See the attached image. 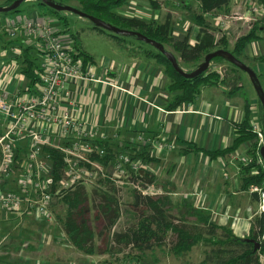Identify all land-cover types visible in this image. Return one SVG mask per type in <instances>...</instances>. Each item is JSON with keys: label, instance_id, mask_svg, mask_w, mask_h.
Instances as JSON below:
<instances>
[{"label": "crops", "instance_id": "1", "mask_svg": "<svg viewBox=\"0 0 264 264\" xmlns=\"http://www.w3.org/2000/svg\"><path fill=\"white\" fill-rule=\"evenodd\" d=\"M235 2L250 8L249 14H256V22L263 19L264 15L253 10L261 6L259 3L231 0L227 9ZM136 9L141 12L138 7ZM131 14L126 13L125 16L150 17V13ZM25 17L27 22L38 24L40 29L70 37L55 20L50 21L38 13ZM209 17H213L211 23L220 37H225L232 47L241 37L236 33L237 23L228 24L218 14L205 16L206 19ZM155 18L149 21H156ZM251 19L245 16L234 21L248 23ZM5 20L13 22L20 18L8 17ZM172 23L175 38L181 39L188 35L189 42H195L198 28L194 24L187 32L188 29L183 31L174 28ZM8 34L11 39L0 37V95L15 105L33 95L38 85L28 91V81L21 74L20 48L33 49L31 57L37 64L43 55L37 48L36 33L26 36L18 30L13 36ZM259 36L261 39L245 46L240 61L255 74L264 75V60L261 61L264 58V31H260ZM71 42L76 56L83 53L91 59L85 69L91 68L94 77L108 82L105 85L80 82L68 86L72 98L78 104L74 116L83 124L86 133L92 135V140H103L118 149L162 144L165 146L163 150H155L150 146V156L154 162L148 163V172L156 181L150 186L154 192L152 196L163 195L170 201L178 199L181 203H188L192 208L208 214L212 223L229 228L236 238L248 236L253 218L264 213L260 207L259 194L255 200L251 196L255 192L251 189L242 191L240 186L239 159L248 158L250 144L213 159L204 153L220 152L232 146L236 138L234 125L240 124L244 117L240 102L228 97L226 88H203L194 104L181 105L172 112L166 111L170 101L165 91L166 78L161 67L153 60L144 59L135 53L122 54L123 50L114 48L110 51L111 55L100 54L95 59L94 52L85 51L77 44V37ZM212 71L216 72L217 68ZM239 77L242 86L243 78L241 75ZM248 97L252 104V116L260 122L257 96L248 94ZM6 125L0 116V135L6 130ZM42 139L46 142L43 147L58 151L72 142V138H60L47 133L42 134ZM15 155L19 163L23 162L26 156L23 142L17 145ZM106 171L112 173L111 167ZM25 223L23 228H15L16 225L7 216L5 218L0 214V264L159 263L155 257L156 251L145 254L139 262L134 257L118 259L116 256L109 258L105 254L85 255L67 241L61 228H32L31 220Z\"/></svg>", "mask_w": 264, "mask_h": 264}, {"label": "trees", "instance_id": "2", "mask_svg": "<svg viewBox=\"0 0 264 264\" xmlns=\"http://www.w3.org/2000/svg\"><path fill=\"white\" fill-rule=\"evenodd\" d=\"M14 1L16 0H6L2 7H8ZM128 1L77 0L80 5L79 11L82 13L104 22H113L112 24L115 27L119 26L120 29L135 31L159 43L166 51L170 47L171 51L168 52L173 54L177 62L179 60L184 65H194L193 71L203 61H201L202 57L204 58L207 54L218 50L228 52L240 61L245 46L261 39L259 36L260 29H264L263 17L260 22L255 23L245 35L239 37L233 46L230 47L225 37L215 38V29L205 16L208 14L216 15L219 11H225L231 0H190L197 3L198 7V13H194L191 16V21L198 28V31L195 42L190 43L188 35L181 39L173 36L169 17L163 23H157L156 21L146 22L145 20L126 17L116 12ZM246 1L257 2L264 8V0ZM37 4L45 7L39 3ZM149 4L153 10H157L152 0H149ZM185 8L189 9V6L185 5ZM47 9L53 15H57V20L66 33L68 29L66 17L60 16L61 13ZM18 12L19 10L14 13ZM14 13L0 14V23H3L8 18L6 15ZM92 29L96 28L92 27ZM98 31L103 32L101 30ZM75 37V35H70L72 41L75 40ZM111 37L118 40L123 39L113 35ZM139 43L142 44L141 42ZM20 49H22L20 56L22 59L21 74L27 79L28 91H31L39 83V64L31 57L33 49L22 47ZM143 58L153 60L160 66L166 78L165 91L170 96L166 111H175L181 105H192L198 99L202 88L223 83L222 80L220 81L218 74L212 70H208L195 79H185L176 73L166 58L155 49H144ZM74 59H79L83 68L91 61L83 53L78 54ZM263 60L264 58H261V61ZM213 61L225 60L223 58H215L211 62ZM178 65L182 69L179 63ZM231 72L240 71L232 66ZM256 77L259 82L264 79V75L256 74ZM237 85H240L238 79L231 84V88H238ZM262 89L264 91L263 87ZM257 106L259 120L263 124L264 113L258 99ZM242 111L244 114L242 122L234 125L236 138L232 146L220 152L204 153L213 159L217 156L232 153L244 144H250V148L247 151L249 162L247 164H239L241 190L248 191L252 187L262 188L264 186V162L261 159V163L258 162L261 147L257 146L255 135L251 130L253 116L248 102L243 106ZM150 148V146L138 145L118 149L117 146L104 141H95L94 149L103 150L104 155L99 157L97 153H93L90 160L98 163L106 170L115 162L118 154L121 153L129 157L131 161H140L143 164H148L154 162V159L150 156ZM42 153L48 157L55 186L63 177L65 169L64 155L50 147H42ZM16 157L15 155V159ZM136 179L143 185L151 186L156 183L154 176L143 171L138 172ZM97 183L101 186L104 185L105 189H95L89 196L84 187L77 185L71 190L62 192L61 197L57 200L61 212L56 216L54 215L55 220L67 241L82 254H98L96 253L98 248L95 242L100 241L103 244V253L108 254L112 258L122 253V251L129 250L134 255L129 254L128 257L133 256L137 262L141 261L145 254L155 251L166 252L176 259H183L194 247L201 245L204 248L203 258L197 264H264V213L253 218L248 236L239 239L233 235L229 228L213 224L208 214L192 208L187 203L184 204L180 213L182 220L177 222V224H173L174 218L170 212L171 204L169 198L163 195H142L140 192L134 191L132 202L129 204L133 212L132 222L119 230H115L114 227L120 217V209L115 199L114 186L108 179H98ZM256 195L257 193H252L251 196L255 198ZM90 213H93L94 219L103 223L102 228H91L89 223ZM188 219H193V222H189ZM218 232L220 233L219 236H217ZM246 239L258 243L259 248L255 250L253 244L246 242Z\"/></svg>", "mask_w": 264, "mask_h": 264}, {"label": "built area", "instance_id": "3", "mask_svg": "<svg viewBox=\"0 0 264 264\" xmlns=\"http://www.w3.org/2000/svg\"><path fill=\"white\" fill-rule=\"evenodd\" d=\"M130 6L131 13H140L136 9L138 6ZM255 11L257 10L254 9ZM261 14L264 15V10ZM5 23L11 27L9 33L12 36L18 30L26 36L36 33L37 48L43 57L38 68L39 83L33 95L15 105L8 103L5 96L0 95V116L7 123L6 130L0 135V214L5 217L12 214L19 225L27 220H35L40 225L60 228L52 209L54 201L61 197L62 192L77 185L85 188L97 179H108L118 188L117 185L121 184L119 180H127L129 174L137 177L138 172L148 171L149 166L140 161H131L121 153L110 166L112 173L91 161L93 153L103 157L104 152L94 149L92 135H88L83 124L75 118L74 112L77 111L78 104L72 98V91L68 86L80 82L96 85L108 82L94 77L91 68H83L81 61L74 59L76 55L70 37L40 29L38 24L27 22L24 18L13 22L5 20ZM251 130L257 146L262 147L264 131L254 116ZM43 133L72 138L68 147L59 149L64 155L65 169L62 179L55 186L48 157L42 153V147L46 145L42 139ZM22 142L26 156L19 163L15 159V153L17 145ZM148 146L158 150L165 147L155 143ZM260 161L258 158L259 163ZM239 162L247 164L249 159L240 158ZM6 183L9 186L5 187ZM134 187L137 188V185ZM251 191L256 193L260 190L252 187ZM152 195L153 193L148 194ZM259 196L260 207L264 211V187ZM53 224L55 225L52 226Z\"/></svg>", "mask_w": 264, "mask_h": 264}, {"label": "rangeland", "instance_id": "4", "mask_svg": "<svg viewBox=\"0 0 264 264\" xmlns=\"http://www.w3.org/2000/svg\"><path fill=\"white\" fill-rule=\"evenodd\" d=\"M53 3L56 4H60L62 6L65 7H71L73 9L79 10L80 9V5L77 2V0H50ZM154 7L157 10H153V8H151L150 4H149V0H129L126 4L122 5L121 8L117 9L116 12H119L121 15L123 14L124 16L126 15V13H130V5H134V6H138L139 10L141 11L140 13H143L144 15L147 13H150V17L149 18H142V17H134L140 20H145L146 22H149V19H153V17H156V21L157 23H163L168 17L170 19V21L172 23V25L174 24V28H178L180 30H187V32L189 30L192 29V21H191V16L194 13H198V7H197V3H195L194 1H182V0H152ZM6 0H0V7H2L5 4ZM34 1H28L23 3L20 8H19V12L18 13H14L12 15H6V17H19L20 19H25V16H28L32 13H38L44 17H47L50 21L51 20H55L59 23V21L57 20V15H53L46 7H42L40 5H38L36 2ZM187 3V4H186ZM185 5L189 6V9L185 8ZM250 8H247L245 5L239 3V2H235L233 3L228 9H226L225 11H219L218 15H220V18H222V20L226 23H230V24H236V30H237V34H239L240 36L245 35L248 30H250L252 28V25L257 23L255 18L256 14H249V10ZM251 10V9H250ZM254 10V9H253ZM264 10L263 7L259 6L257 7V13H262V11ZM60 16H65L68 22V29L66 31L67 34L70 35H75L77 37V44L85 51L88 52H94L95 55V59L97 58V55L103 54L105 56H109L110 51L112 48L114 49H118V50H123L122 54H131L132 51L133 53H135V55L142 57L143 58V50L144 49H150L153 50L151 47H148L146 45H142L140 44L138 41H136V39H134L133 37H128V38H123V39H116L111 37L110 34L106 33V32H100L96 29H92V24L91 22H89L86 19H82L80 17H78L77 15L74 14H70V13H61ZM132 16V14L130 15ZM245 16H248L252 21H249L248 23H244L243 21H234L237 18H244ZM3 17V16H2ZM211 18L213 17H209L207 18V20L210 22L211 26L213 27V22L211 23ZM106 22V21H105ZM108 24H111L113 26H115L114 24H112L113 22H106ZM251 23V24H250ZM250 24V28H248V25ZM259 24V23H258ZM116 25H118L116 23ZM259 26V25H258ZM261 26V25H260ZM117 28H120L119 26H116ZM190 28V29H189ZM214 28V27H213ZM11 27L8 26L5 21L3 23H0V37H5V40H7L8 38L11 39L8 35L9 31H10ZM260 31H264V29H260ZM65 33V32H64ZM55 34V33H53ZM62 35V34H61ZM220 37V33L217 32V29H215V38H219ZM262 45L264 46V43H262ZM120 46L122 47L120 49ZM168 51L170 50V47L167 48ZM132 53V54H133ZM203 60V57L201 59V61ZM200 61V62H201ZM180 66L182 67L184 72H191L193 71L194 65H184L182 63L179 62ZM39 64V63H38ZM196 65V64H195ZM217 68L216 73L218 74V76L220 77V81L222 80L223 83H217L218 85H214V86H208L206 88H226L227 89V96L236 99L238 102H240L241 107L243 108V106L246 104V102H248L249 106L251 107V101L248 97V94H253L254 96H256L254 89L248 79V76L243 73V72H231V68L232 66L225 62V61H213L210 63L209 66V71ZM242 76L243 81H242V86L240 87V85L238 86V88L232 89L231 88V84L234 83V81H236V79H238L241 83L240 77ZM219 81V82H220ZM261 86L264 88V79L261 80ZM203 89V88H202ZM201 89V90H202ZM257 107V112H258V106ZM259 116V115H258ZM262 126V124H261ZM165 149V148H164ZM155 150H158L157 148ZM163 150V149H162ZM239 164H241L239 162ZM155 169V168H154ZM149 175H151V173H149L148 171H143ZM153 176V175H152ZM98 180V179H97ZM97 180L93 183L90 184V186L85 187L86 193L90 196L91 192L95 189H105V186H101L97 183ZM104 180V179H103ZM106 180V179H105ZM111 184H113L110 180H108ZM103 182V181H102ZM118 184V188L114 186V190H115V199L117 200L118 204H119V209H120V217L119 220L116 224V226L114 227L115 230H119L120 228H123L124 226L130 224L132 222V215L133 212L129 207V204H131L132 202V195L134 191H138L143 195H148L149 193H154L152 188H149L150 186L148 185H143L141 184L135 176L130 175L127 180H119ZM137 185V188H135L134 186ZM264 187V186H263ZM262 188H257L260 191L256 192L257 194L260 195L261 191L263 190ZM159 196V195H157ZM170 201V199H169ZM171 204V215L174 218L173 224H177V222H180L182 220V216H180L181 211L183 210L184 203H181L178 199H172L170 201ZM188 204V203H187ZM60 206L56 201H54L53 203V214L56 216L57 214H59L60 211ZM8 219L10 221H12L13 225H16L15 228H23L26 223L23 222L22 225H19L18 222L15 217L12 214L7 215ZM6 218V217H5ZM189 220V219H188ZM33 222L32 228H53V227H47L46 224H39V222L35 221V220H31ZM56 221V220H55ZM193 222V219L189 220V222ZM57 223V222H56ZM89 223L91 228H102L103 223L97 219L93 218V213H90V217H89ZM214 224V223H213ZM55 224H53L52 226H54ZM216 225V224H215ZM201 228V227H200ZM219 232L217 233V236H219ZM96 247L98 248L97 252L100 255H104L105 253H103V244L100 241H96ZM167 250V248H166ZM203 251L204 248L201 245H198L197 247H194L190 253L187 254L186 257H184L183 259H176L171 255H168L166 252H159L156 251V255L155 257L159 259V263L158 264H197L201 261V259L203 258ZM130 255H134L132 252L130 253L129 250H125L122 251V253L116 255V257L118 259H126L128 258V256ZM108 256V254H105ZM109 257V256H108ZM133 257V256H131ZM111 258V257H109Z\"/></svg>", "mask_w": 264, "mask_h": 264}, {"label": "water", "instance_id": "5", "mask_svg": "<svg viewBox=\"0 0 264 264\" xmlns=\"http://www.w3.org/2000/svg\"><path fill=\"white\" fill-rule=\"evenodd\" d=\"M28 1L37 2V3L43 5L49 9L57 12V13H70V14L77 15L78 17H80L82 19H86L89 22H91V24L93 25L92 27H94L98 30H101L103 32H106L110 35L122 37V38L133 37L134 39H136V41L152 47L159 54L163 55L166 58V60L171 64L173 70L185 79L192 80V79L199 77L200 75H202L208 71L210 63L212 60H214L215 58H223L231 66L235 67L237 70L245 73L248 76V79H249V81H250V83L254 89V92L257 96V99L260 103L261 109L264 113V91L262 89V86L260 85L259 80L256 77L255 72L251 68H249L248 66L243 64L241 61L234 58L228 52H225L223 50H218V51L212 52L210 54H207L206 56H204L203 61L198 65V67L194 71L187 73V72H184L182 69H180L178 62H177L176 58L173 56V54L166 51L165 48L162 45H160L159 43H157L153 40H150V39L146 38L145 36L135 32V31L117 28V27H115L111 24H108V23H106V22H104L98 18L84 14L79 10L73 9L71 7H68V6L65 7V6H62L60 4L53 3L50 0H16L8 7H0V14L14 13V12L19 10L20 6L23 3L28 2ZM262 128L264 131V122L262 124ZM259 156H260V159L264 162V145L259 150ZM263 240H264V232H263ZM245 241L253 244L255 250L259 248V244L256 243L255 241L247 240V239Z\"/></svg>", "mask_w": 264, "mask_h": 264}]
</instances>
